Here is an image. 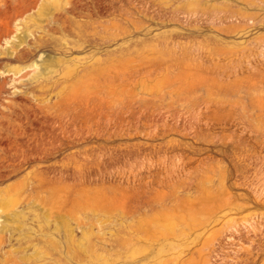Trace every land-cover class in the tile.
<instances>
[{
    "label": "rangeland",
    "instance_id": "rangeland-1",
    "mask_svg": "<svg viewBox=\"0 0 264 264\" xmlns=\"http://www.w3.org/2000/svg\"><path fill=\"white\" fill-rule=\"evenodd\" d=\"M0 264H264V0H0Z\"/></svg>",
    "mask_w": 264,
    "mask_h": 264
},
{
    "label": "bare ground",
    "instance_id": "bare-ground-1",
    "mask_svg": "<svg viewBox=\"0 0 264 264\" xmlns=\"http://www.w3.org/2000/svg\"><path fill=\"white\" fill-rule=\"evenodd\" d=\"M200 1V0H199ZM183 2V1H182ZM202 2V1H201ZM193 4H195V3H193ZM184 6V5H183ZM262 44V43H261ZM257 56V55H256ZM247 63V62H246ZM248 64V63H247ZM262 64V63H261ZM246 65V64H245ZM250 66V65H249ZM248 68V67H247ZM251 68V67H250ZM255 71V70H254ZM261 179V178H260ZM263 184V183H262Z\"/></svg>",
    "mask_w": 264,
    "mask_h": 264
}]
</instances>
